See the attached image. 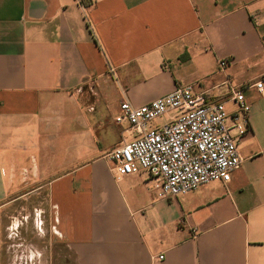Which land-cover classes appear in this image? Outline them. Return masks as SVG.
Listing matches in <instances>:
<instances>
[{
	"label": "crops",
	"instance_id": "obj_1",
	"mask_svg": "<svg viewBox=\"0 0 264 264\" xmlns=\"http://www.w3.org/2000/svg\"><path fill=\"white\" fill-rule=\"evenodd\" d=\"M262 76L264 0H0V264H264ZM180 86L244 89L250 130L229 181L159 198L109 153L123 100Z\"/></svg>",
	"mask_w": 264,
	"mask_h": 264
},
{
	"label": "built area",
	"instance_id": "obj_2",
	"mask_svg": "<svg viewBox=\"0 0 264 264\" xmlns=\"http://www.w3.org/2000/svg\"><path fill=\"white\" fill-rule=\"evenodd\" d=\"M226 65V60L220 61L221 68ZM253 86L264 93V76ZM232 98L237 104L233 115L224 102L211 101L207 93L191 86L177 87L141 106L123 100L116 120H126L136 135L124 139L109 153L118 176L148 173L159 198L176 197L212 181H229L244 161L239 140L249 132L251 121V104L244 89L234 90ZM172 110L176 113L168 122L146 127ZM231 116L236 134L229 124Z\"/></svg>",
	"mask_w": 264,
	"mask_h": 264
},
{
	"label": "rangeland",
	"instance_id": "obj_3",
	"mask_svg": "<svg viewBox=\"0 0 264 264\" xmlns=\"http://www.w3.org/2000/svg\"><path fill=\"white\" fill-rule=\"evenodd\" d=\"M176 113V110H172L169 113L162 115L154 120H152L151 122H148L146 124L147 128H151V127H156V126H160L166 122H168L171 118L172 115H174Z\"/></svg>",
	"mask_w": 264,
	"mask_h": 264
}]
</instances>
